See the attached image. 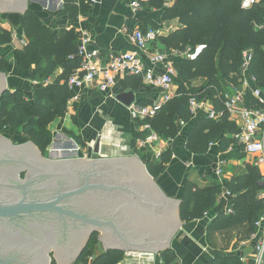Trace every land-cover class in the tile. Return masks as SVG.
<instances>
[{
  "label": "trees",
  "instance_id": "trees-1",
  "mask_svg": "<svg viewBox=\"0 0 264 264\" xmlns=\"http://www.w3.org/2000/svg\"><path fill=\"white\" fill-rule=\"evenodd\" d=\"M62 1L65 12L74 21L84 13L85 0ZM149 7L163 10V21L178 20L181 25L168 36H159L157 43L167 52L179 53L174 69L186 85L174 81V97L164 103L153 118L138 124L148 123L160 137L173 141L178 138L183 123L184 129L189 130L186 148L195 156L207 155L215 145L220 153H227L234 147L243 150L237 138L241 127L232 119L227 107L230 93L226 91V84L231 85L235 93L244 94V106L248 109H264V103L258 97L244 91L243 74L247 70L259 91L264 93V1L245 8L242 0H150ZM21 25L27 42L22 48L13 50V57L19 68L30 72L31 81L41 82V85L37 86L32 101L21 89L9 90L1 96L0 135L7 129L20 133L22 142L31 141L45 155L53 142L49 126L68 113L72 98L68 81L81 66L79 43L82 33L76 29L63 34L55 32L31 10L23 15ZM13 41L14 30L0 25V47L13 48ZM193 55L196 57L191 59L189 56ZM59 68L63 69V74L56 81L43 83ZM5 71L6 65L0 61V72ZM135 77L140 84L144 82L142 77ZM196 81L203 84L195 88ZM192 101L198 104L210 101L211 113L215 116L194 119ZM75 139L82 144L80 138ZM171 159L172 148L168 145L159 160L149 162L150 174L157 178ZM262 181L260 170L250 165L225 185L214 182L199 188L187 181L181 205L182 221L204 219L215 208L217 198L223 192L231 193V212L212 221L207 234L211 241L218 233L235 235L236 249L238 243L258 232L257 223L264 216V199L259 197ZM92 254L89 248L85 249L75 264H92ZM160 258L165 264H178L171 250L163 252ZM122 260L121 252L108 251L96 257L93 264H120ZM212 264L242 262L239 257L230 256Z\"/></svg>",
  "mask_w": 264,
  "mask_h": 264
},
{
  "label": "crops",
  "instance_id": "crops-1",
  "mask_svg": "<svg viewBox=\"0 0 264 264\" xmlns=\"http://www.w3.org/2000/svg\"><path fill=\"white\" fill-rule=\"evenodd\" d=\"M135 2L140 3L138 9L134 8ZM149 2L150 0H95L93 2L85 0L84 13L79 15L77 21L65 12L62 0H27V8H31L41 21L55 32L63 34L71 29L86 32L90 36V49L101 53L104 64L108 62L110 54L131 52L139 56L147 66L153 67L149 56L136 47L133 40L134 33L155 27L160 30V36H168L181 25L178 20L163 21V10L150 8ZM168 6L171 4L169 3ZM5 13H8L12 26L19 31L14 32L13 44L15 48H22L27 42L21 25L23 14ZM2 15L3 13H0V16ZM155 49L167 53L168 62L173 66L176 58L180 57L177 53L167 52L158 43L154 45L153 50ZM154 67L156 72L164 71L161 65ZM61 74L63 69L59 68L43 83L54 82ZM243 74L244 91L255 95V92L259 91L255 81L247 70H244ZM7 81L9 90H24L29 101L34 99V92L37 86L41 85V82L31 81L30 72L19 68L14 57ZM174 81L186 85L177 74L174 76ZM195 83L203 84L202 81ZM174 89H176L175 86ZM70 90L72 98L68 103L67 115L49 126L52 143L55 145L53 151L58 153L61 159L83 158L87 162L138 158L145 167L146 173L165 196L168 199L181 201L180 222L182 225L170 240V248L160 249L157 252L109 249L108 251H118L123 254L120 264H165L160 256L167 250L174 252L178 264H212L215 260L230 256L239 257L242 264H251L255 257L256 243L261 237L260 232L246 241H241L236 249L234 242L230 247L218 245V242H223L226 238V232L218 233L212 241L208 238L207 230L212 221L219 215L229 214L232 197L223 192L217 198L215 208L206 214L204 219L188 223L182 221L181 205L187 181L195 183L199 188H206L214 182L225 185L234 176L242 174L248 165L254 166V156L236 147L227 153H220L218 145L213 146L207 155H192L186 148L187 129L182 132L181 129L178 138L173 141L161 137L159 143L149 146L140 144L139 138L144 135L143 129L138 121L132 119L129 108L117 100V96L129 90L134 91L136 94L134 106L156 103L162 97L145 82L140 84L133 75H119L116 85L110 92H102L94 83L80 88L70 87ZM226 91L230 95L236 94L229 84H226ZM211 110V102L205 101L194 113V118L208 116ZM237 123L240 126L239 122ZM76 137L82 140V144L77 143ZM168 145L172 148V159L157 178L153 177L148 170V164L151 161H157L155 154L160 147ZM261 196L262 192L259 194V197ZM100 234H102L101 231L93 230L82 248L84 251L87 248L92 251V264L96 257L108 252L103 241L98 239ZM50 254L55 264H58L54 251L50 250L48 257H51ZM75 263L76 261L71 264Z\"/></svg>",
  "mask_w": 264,
  "mask_h": 264
},
{
  "label": "water",
  "instance_id": "water-1",
  "mask_svg": "<svg viewBox=\"0 0 264 264\" xmlns=\"http://www.w3.org/2000/svg\"><path fill=\"white\" fill-rule=\"evenodd\" d=\"M30 10L33 11L27 8V0H0V13L20 12L25 15ZM7 91L8 81L5 74L0 73V98ZM117 100L131 108L136 103V94L129 90L117 96ZM8 145V153L14 158H27V154L21 155L25 151L37 155L45 168L39 174L45 177L47 184H53L54 181L56 183L57 176L61 178L58 185L60 187L52 192L47 189V195L41 200L28 199L26 192L38 176L32 172L35 168L31 159L30 166L18 163V172L27 168L31 171L28 177L25 175V180H20L19 177L16 180L24 195L17 202L6 205L0 202V219L12 226H17L22 219H29L24 221L23 226H27L30 232L41 235V239L38 238V242L42 243L39 249L45 248L42 250L45 263L42 264H52L53 260L48 257L52 248L58 264L77 262L93 230L102 232L98 239L103 241L106 251L119 249L157 252L170 248V240L182 225L181 201L168 199L146 173L138 158L91 162L83 158H63L56 161L54 143L45 155L31 141H27L24 146H14L9 141ZM5 162V158H0V164ZM56 168L61 171L56 172ZM69 179L73 182L66 187ZM44 230L54 232L57 245L49 242ZM29 235L24 233L28 242L24 246L23 242L17 241L18 232L0 229V238L9 250H21L17 253L13 251L15 254L4 260L0 258V264H38V253L41 250H31L29 242L37 241ZM20 256L25 257V261H20Z\"/></svg>",
  "mask_w": 264,
  "mask_h": 264
},
{
  "label": "built area",
  "instance_id": "built-area-1",
  "mask_svg": "<svg viewBox=\"0 0 264 264\" xmlns=\"http://www.w3.org/2000/svg\"><path fill=\"white\" fill-rule=\"evenodd\" d=\"M95 0H92V2ZM264 0H242L245 8L260 4ZM140 7L139 2L134 3V8ZM82 37L79 43V55L82 59L80 68L69 79V87H82L86 84H97L102 92H110L117 83L119 75H133L140 76L143 81L153 88L158 90L161 95V100L151 106H132L129 108L130 115L133 120L141 121L148 118H153L160 110L161 106L170 101L175 93L173 91L174 76L176 75L173 64L168 62L167 53L153 50L157 40L161 34L160 30L153 28L146 31H137L133 35V40L136 47L149 56L153 67L163 66L164 71L156 72L155 67H149L147 64L135 53L126 52L122 54H110L108 62L102 63L101 53L90 49V36L86 32H81ZM201 50L199 48L198 52ZM179 55L178 52H174ZM194 59L196 55L189 56ZM37 83V82H36ZM48 84V83H47ZM264 103V93L260 91L255 92ZM227 107L231 113L233 120L239 122L241 133L237 136L239 144L243 146L244 150L255 157L254 167L258 168L263 176L262 186L263 190L261 198L264 199V109L250 110L244 106V94L236 92L234 95L227 96ZM76 99V98H75ZM200 104L192 101L193 113L196 112ZM214 117V113L209 114ZM143 129V136L139 138L142 145L149 146L154 143H159L160 136L154 131L150 124L141 126ZM181 127L185 125L182 123ZM167 147H160L155 158L160 159L162 153ZM221 173V171H219ZM229 197L233 195L225 191ZM231 210L229 211V213ZM258 232L261 237L255 246L254 264H264V216L257 223ZM257 232V234H258Z\"/></svg>",
  "mask_w": 264,
  "mask_h": 264
},
{
  "label": "flooded vegetation",
  "instance_id": "flooded-vegetation-1",
  "mask_svg": "<svg viewBox=\"0 0 264 264\" xmlns=\"http://www.w3.org/2000/svg\"><path fill=\"white\" fill-rule=\"evenodd\" d=\"M0 136L3 137L2 139H0V154H1L0 158L1 159L5 158L7 160V162L0 164V199H1L0 202H4L3 204L6 205L9 203L17 202V201L22 199V197L24 195V191H23V189H21V187H20L21 185L17 184L18 182L16 181L17 177H19L18 176V174H19L18 170L20 169V168H18L19 165H17V164L19 163V164L25 165L27 163L26 165L30 166L31 162L29 161V159L32 160V163H33L32 166H34V168H35V170H32V172L35 173V175L38 177L33 180L34 181L33 185L31 187H29L28 191L26 192V196L28 197V199L41 200L40 198H43L45 195H47L46 194L47 189L50 192H52L54 189L56 190L58 187H60V186H58L60 184V181H61V178L59 176L55 177L58 179L56 183L54 181L53 184H52V182H51V184H47L45 177L41 176L39 174V172L44 170L45 168H44V164L42 163V161H40L39 157L37 155H35L34 153L29 152V154H28L27 151L23 152L22 154L20 153L23 156H24V153H25V155L27 154L28 155L27 158L21 157V156L14 158V157L9 155V153H8L9 141L14 146H24L26 144V142L13 141L12 139H8V138L4 137L2 134ZM21 140H22V138H21ZM30 154H31V156H29ZM54 158L56 161L61 160L58 153L54 155ZM60 171H61L60 168H56V172L59 173ZM17 172H18V174H17ZM22 172H26L27 177H28L29 176L28 174H30L31 171H29V169L27 168ZM69 180H70L69 184H67L66 187L71 185V183L73 182L72 179H69ZM34 185H36V186H34ZM28 220L29 219H22L20 222H18L19 224L17 226H12L11 224L4 221L3 219H0V229L6 230V231L11 230V232L12 231L18 232L19 236H17V237H19V238L17 239V241L23 242V245L28 243L24 238V233H25V235L30 234L29 236L36 238L35 241H37V242H33V241L29 242V244L32 246L31 250L32 251H35L36 249H38V251L41 250L38 253V257H39L38 264H42V262L45 263L43 258H42V255H43L42 250L45 248L39 249L42 246V243L38 242L39 241L38 238L41 239V235L38 232H35V233L30 232L28 230L27 226L26 227L23 226L24 221H28ZM44 233L47 234L48 240L50 243L57 245L58 242L54 236V232H52L50 230H44ZM3 235L7 238V236L5 234H3ZM27 247H30V246H27ZM13 251H16V253L21 252V250H9V247H7V245H5L4 242L0 238V258L4 260L5 257H9L11 254H15V253H13ZM25 259L26 258L23 256L19 257L20 261H22V260L25 261Z\"/></svg>",
  "mask_w": 264,
  "mask_h": 264
},
{
  "label": "rangeland",
  "instance_id": "rangeland-1",
  "mask_svg": "<svg viewBox=\"0 0 264 264\" xmlns=\"http://www.w3.org/2000/svg\"><path fill=\"white\" fill-rule=\"evenodd\" d=\"M2 14V13H1ZM8 19V20H7ZM0 25L3 27V28H8V30H11V29H13L14 30V32L16 31H18L17 29H16V27L14 28L13 26H12V24H11V22L9 21V15H8V13H3V15L2 16H0ZM11 28V29H10ZM19 32V31H18ZM20 35V34H19ZM15 37V36H14ZM12 47L13 48H3V47H0V61L2 62V63H4L5 65H6V71L4 72V73H2V72H0V73H2V74H5V76H6V79L8 80V73L10 72V69H11V65H12V59H13V56H12V54H13V50L14 49H16L15 48V45L13 44L12 45ZM201 85V83H195L194 84V87L195 88H198L199 86ZM195 119V118H194ZM182 130H181V132L184 130V128H181ZM2 135L4 136V137H6V138H8V139H12L13 141H21V138L22 137H20V136H22L20 133H19V135H18V133H15V132H12V131H10L9 129H7V130H5L4 131V133H2ZM23 140V139H22ZM55 159V158H54ZM25 170V169H24ZM23 170V171H24ZM25 174H26V172H19V178H20V180H25ZM234 239H236V237H235V235L233 236V237H230L229 236V234H227L226 235V238L224 239V241L223 242H218V245L219 246H221V247H223V246H225V247H230V246H232L231 244H232V242H234L235 244L237 243V240H235L234 241ZM240 243H238V245H239ZM52 251H54V249L52 248V250H51V252ZM51 255V257H49V259H51V260H53V257H52V254H50ZM54 262V261H53ZM52 262V263H53Z\"/></svg>",
  "mask_w": 264,
  "mask_h": 264
}]
</instances>
